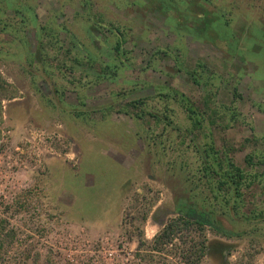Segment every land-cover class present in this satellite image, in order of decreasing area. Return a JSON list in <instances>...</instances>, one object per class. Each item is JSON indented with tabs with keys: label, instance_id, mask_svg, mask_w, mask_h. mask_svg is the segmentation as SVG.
Wrapping results in <instances>:
<instances>
[{
	"label": "rangeland",
	"instance_id": "obj_1",
	"mask_svg": "<svg viewBox=\"0 0 264 264\" xmlns=\"http://www.w3.org/2000/svg\"><path fill=\"white\" fill-rule=\"evenodd\" d=\"M2 22L0 264H264V0H0ZM45 24L57 42L43 61ZM200 62L202 85L188 73ZM208 88L237 121L225 108L193 131L161 95L202 107ZM207 142L246 173L235 208L199 170ZM180 198L232 235L190 217L157 242L185 217Z\"/></svg>",
	"mask_w": 264,
	"mask_h": 264
},
{
	"label": "trees",
	"instance_id": "obj_2",
	"mask_svg": "<svg viewBox=\"0 0 264 264\" xmlns=\"http://www.w3.org/2000/svg\"><path fill=\"white\" fill-rule=\"evenodd\" d=\"M22 22H24L25 19H21ZM213 23V20H210L209 22L203 21L202 24L205 25V30L208 31L211 28V24ZM9 24L7 22H2L0 25V31H9ZM9 32H12L11 30ZM117 32L121 35L120 30L117 28ZM20 33V30L18 31ZM41 38L38 40V46H37V52H39L40 58L45 61V58L49 57L48 47L52 44H55L57 42V39L55 40V37L57 36L55 33L53 27L49 26L48 24H45L41 26L40 28ZM121 41L118 40L117 44L114 46V51L117 54L122 53L121 51ZM76 61H79V59H75ZM108 72L112 71V67L108 66ZM201 68V71L199 70ZM206 69V65L202 62L198 63L197 66L188 71V73L191 75L193 80L197 83L202 85L203 82L200 81V79L203 77L202 72ZM205 82L207 80L205 79ZM7 82L3 78L2 74L0 73V93L7 90ZM207 85V84H205ZM209 87L206 86L205 89ZM162 97H165L166 100H176L184 109L188 119L191 122V129L193 131L202 130L205 128H208L209 125H214V118L218 117V114L221 113L222 109H225L223 113L227 114L229 117V121H237L239 112L237 111V108L234 106H221L218 105L217 102H215V99L213 97V91L212 88H208L206 91V94L204 96L203 100V106L199 107L193 102L190 97L185 94L184 92H181L177 89H172L169 93L161 94ZM133 108L137 109L138 106L136 103L131 102L130 104ZM168 108V107H167ZM147 114L154 116L153 112H147L144 108L139 109L136 112V116L140 119L145 118ZM156 122L161 123L163 118L159 115L156 116ZM165 118L169 119L168 115H165ZM209 125H208V124ZM214 143L207 142L206 143V149L205 151V157L202 162V166L199 169L200 172L204 173V177H206L208 180L215 179L217 181V190L218 194H215V200L219 201V203H227L226 205H230V202L232 201L233 208L237 207V202L240 199H242L243 192L242 189L244 187V182L246 179V173L243 168H241L239 165L236 164L235 159L231 153V150H224V151H218L215 149ZM261 163H264V155L260 158ZM247 163L251 164L253 161V157L251 154H248L246 156ZM205 181L210 183L209 181ZM229 196H234L238 199L232 198V200L229 198ZM188 198H180L177 201V205L179 208H183L185 205H195L192 203H188ZM225 205V206H226ZM196 208H198L195 205ZM195 211L196 209H192ZM205 219L209 222H211L213 225V228L216 229L218 232L225 233L227 235H232V231H227L228 229L223 226L222 223L219 221L213 220L214 214L210 211H202ZM260 215H264V211L259 212ZM209 216V217H208ZM264 217V216H263ZM205 221H199L195 220V222L203 227L205 225ZM5 220H0V233L1 231L5 230V225L3 224ZM192 223V220H190L189 216H181L177 218L171 219L164 227L163 231L157 236V242L167 243L169 240L173 239V236L175 233H177V229L181 227V225H189ZM4 233L0 236V239L2 240L4 238ZM0 246H3V240L0 243ZM203 252H207L206 245H202Z\"/></svg>",
	"mask_w": 264,
	"mask_h": 264
},
{
	"label": "flooded vegetation",
	"instance_id": "obj_3",
	"mask_svg": "<svg viewBox=\"0 0 264 264\" xmlns=\"http://www.w3.org/2000/svg\"><path fill=\"white\" fill-rule=\"evenodd\" d=\"M192 209H196L195 211L198 213V214H200V213H203L202 211H204V210H201L200 208H196L195 207V205H192V206H190V205H185L183 208H180L179 209V211L182 213L183 212V214L187 217V216H189V217H194V215H196L194 212H193V210ZM198 216V215H197ZM199 217H200V215H199ZM209 217V216H208ZM196 220H198V219H196ZM212 224V223H211ZM210 226H212L213 227V225H210Z\"/></svg>",
	"mask_w": 264,
	"mask_h": 264
},
{
	"label": "water",
	"instance_id": "obj_4",
	"mask_svg": "<svg viewBox=\"0 0 264 264\" xmlns=\"http://www.w3.org/2000/svg\"><path fill=\"white\" fill-rule=\"evenodd\" d=\"M193 212H194L196 215H194V217H192V218H194V219H198L199 221H205V220H206L205 217H204V215H203L202 213L198 214L196 211H193ZM197 215H198V216H197ZM199 215H200V217H199ZM205 224L211 225V222H209V221L206 220Z\"/></svg>",
	"mask_w": 264,
	"mask_h": 264
}]
</instances>
